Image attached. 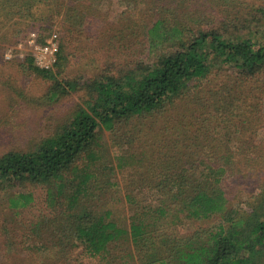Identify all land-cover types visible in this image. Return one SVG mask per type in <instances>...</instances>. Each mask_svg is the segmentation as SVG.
Listing matches in <instances>:
<instances>
[{"label":"trees","instance_id":"obj_1","mask_svg":"<svg viewBox=\"0 0 264 264\" xmlns=\"http://www.w3.org/2000/svg\"><path fill=\"white\" fill-rule=\"evenodd\" d=\"M89 1L0 0V26L63 16L64 36L55 65L42 68L32 55L27 58L50 82L51 99L86 93L68 121L34 149L0 156V187L47 185L49 203L59 205L52 217H44L49 221L32 227L28 249L39 252L49 243L64 248L77 244L97 259L94 264H263L264 145L250 141L259 134L264 100V1L227 0L220 7L209 4L191 10L182 0H121L144 17L134 21L144 39L143 55L115 71L67 79L60 75L67 49L84 25H93L99 17L90 15L95 7ZM140 2L151 5L139 8ZM215 69L222 81L212 99L226 102L220 109L234 108L241 100L239 111L250 117L244 126L229 117L216 121L226 129L214 127V143L201 149L162 154L164 161L148 179L152 197L141 203L144 185L131 188L141 189L137 193L128 189L125 197L137 207L129 227L120 225L111 209L101 208L96 191L108 185L117 167H137L145 160L129 148L111 167L104 132L110 131L120 144L121 131L129 128L125 140L131 143L141 134L132 130L133 121L168 113L193 81ZM232 126H237L235 132ZM186 137L179 135L174 145ZM256 178L254 198L245 211L236 199ZM8 200L18 210L35 198L31 191L9 190ZM213 219L209 227L182 231L188 221ZM62 252L67 254L66 249Z\"/></svg>","mask_w":264,"mask_h":264},{"label":"rangeland","instance_id":"obj_2","mask_svg":"<svg viewBox=\"0 0 264 264\" xmlns=\"http://www.w3.org/2000/svg\"><path fill=\"white\" fill-rule=\"evenodd\" d=\"M182 1L185 2L186 9L191 10H200L209 4L220 7L227 2V0ZM89 2L95 7V11L90 15L99 17L93 25L85 24L84 29L77 33L67 49V63L60 74L67 79H87L103 70L115 71L121 65L143 55L144 52V39L134 22L136 20L139 22L144 17L138 16L135 8L133 11V7L121 0H90ZM149 4L151 5L140 2L139 8L147 7ZM62 17L56 16L51 20L24 19L18 23L10 22L0 26V156L11 150L34 149L45 137L56 132L68 121L86 96L85 91L82 90L55 100L51 99L50 82L31 68L27 58L33 56L29 41L31 37L42 43L53 39L58 45V52L60 51L62 35L64 36ZM120 35L123 39H120ZM10 50L12 55L7 57ZM225 76L226 74L223 75ZM221 81L218 70L215 69L207 76L193 81L176 99V104L169 107L168 113L161 116L150 115L148 118L133 121L132 130H141V134L131 143L125 140V136L130 134L129 128L121 131L123 137L120 144L114 142L110 131L104 132V148L107 163L111 167L117 165V156L125 155L129 148L136 152L138 158L145 160L137 167L132 165L123 169L117 167L111 174L108 185L102 191H96L100 193L99 198L104 206L101 208L111 209L113 219L120 225L129 227L137 207L127 201L125 193L128 189L136 185H144L141 203L152 197L153 190L147 187L148 179L152 171L164 161L162 154L167 151L178 154L186 149L189 152L196 147L201 149L203 145L214 143V127H218L221 131L226 129L225 123L217 125L218 120L229 117L232 118L233 123L239 126L245 125H242V122L246 116L248 118L250 116L247 114L244 116L243 111H239L241 100L235 102L234 108L228 105L225 109H220L226 102L217 96L212 99L213 91L219 88ZM261 108V120L257 128L259 134L250 142L264 145V100ZM238 112L241 115L236 121ZM168 126L169 130H167ZM236 127L232 126L231 131L235 132ZM211 131L212 134L209 135ZM167 134L170 136L164 137ZM179 135H186V140L184 143L174 145ZM134 146H138L139 149L136 150ZM163 148L166 150L160 154ZM142 151H145V155ZM257 179L249 180L247 191L242 192L244 196L239 194V198L236 199V205L241 206L245 211L251 206L250 202L254 198L252 187L254 183L255 185L258 183ZM47 189L48 186L43 184L20 185L10 189L0 187V264L96 263L97 259L90 257L77 244L64 248L60 244L52 246L49 243L48 247H44L39 252H30L28 249L33 241L32 227L40 221H49L50 219L44 217H52L59 206L49 203ZM9 190L31 191L35 200L27 207L13 209L8 204ZM131 190L137 193L141 189ZM213 221L215 219L188 221L182 231L191 233L199 227L211 226ZM60 232L61 230L58 231ZM44 233L48 232L45 230ZM26 238L29 242L25 241ZM62 249H66L67 254H64Z\"/></svg>","mask_w":264,"mask_h":264},{"label":"built area","instance_id":"obj_3","mask_svg":"<svg viewBox=\"0 0 264 264\" xmlns=\"http://www.w3.org/2000/svg\"><path fill=\"white\" fill-rule=\"evenodd\" d=\"M30 46L36 64L42 68H50L55 65L58 59V45L49 39L47 42H38L35 37L30 38ZM12 50L7 53V57H11Z\"/></svg>","mask_w":264,"mask_h":264}]
</instances>
